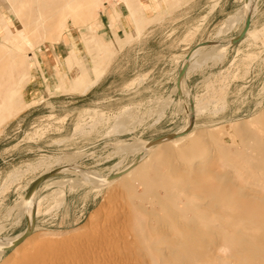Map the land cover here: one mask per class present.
Listing matches in <instances>:
<instances>
[{
	"label": "rangeland",
	"instance_id": "1",
	"mask_svg": "<svg viewBox=\"0 0 264 264\" xmlns=\"http://www.w3.org/2000/svg\"><path fill=\"white\" fill-rule=\"evenodd\" d=\"M245 4L0 0V240L28 228L24 196L68 157L87 177L103 181L55 174L39 184L23 243L38 237L44 244L17 254L2 250L0 264H17L33 252L40 256L36 264H240L234 243L260 246L264 0L251 1L246 35L226 45L220 59L186 62L197 45L215 43L206 52L235 39L244 19L218 32L228 17H241ZM139 144L145 147L140 153L123 152ZM224 173L234 179L229 175L226 184ZM68 180L79 185L65 184L59 192L47 186ZM96 235L118 245L99 248ZM179 236L214 244L189 253L169 248ZM153 239H166L156 252ZM132 251L134 261L124 257Z\"/></svg>",
	"mask_w": 264,
	"mask_h": 264
},
{
	"label": "bare ground",
	"instance_id": "2",
	"mask_svg": "<svg viewBox=\"0 0 264 264\" xmlns=\"http://www.w3.org/2000/svg\"><path fill=\"white\" fill-rule=\"evenodd\" d=\"M251 1L252 0H247V2H246V0H244V4H245V2H246V4H245V8H244V10L242 11V15H241V17H233V16H230V17H228L227 19H226V21H225V23H224V25L222 26V28L219 30V32H218V35H220V34H223V33H226V32H228V31H230L232 28H234L236 25H237V23H239V21L240 20H243V22H245V19L246 18H249L250 19V16H249V5H250V3H251ZM238 16H240L239 14H238ZM57 32V31H56ZM58 33H60V32H58ZM247 33V32H246ZM231 41H232V39H229L228 41H226V43L224 44V45H222V46H219V45H217L216 47H212V48H215V49H210L209 51H203V49L205 48V46H201L202 44H200V45H197V46H195L191 51H190V53L186 56V62H188L189 60H193L194 61V64H196L197 66H198V64L200 65L201 63H203L204 61H206V60H210V59H220L221 57H222V55H223V52H224V50H225V48H227V46L226 45H228V44H230L231 43ZM225 42V41H224ZM223 42V43H224ZM206 43H209V42H205V43H203V44H206ZM211 44V46H213L215 43H210ZM221 45V44H220ZM194 64H192V65H194ZM191 65V66H192ZM189 66V65H188ZM191 66H189L188 67V69H190V67ZM192 69V68H191ZM93 71H94V69H92ZM85 70H83V72L82 73H79L80 74V77H83V78H86V76L87 75H85V72H84ZM92 71V72H93ZM188 71V70H187ZM76 79V78H75ZM78 79V78H77ZM81 81H82V79H80ZM86 80V79H85ZM97 79H95L94 81H96ZM83 82V81H82ZM93 84H94V82H91L90 84H87V86H85V89L84 90H87V89H89V88H91L92 86H93ZM77 85H75V87H76ZM80 86V85H79ZM78 87V86H77ZM79 88V87H78ZM195 108V111H196V107H194ZM194 111H192V113H193ZM129 113V112H128ZM192 113H191V115H192ZM125 115V114H124ZM129 117V116H128ZM189 117V116H188ZM123 120H125V118L123 119ZM128 122V120H125V121H123V123H124V125L126 124V123ZM187 122V121H186ZM185 122V123H186ZM189 122V121H188ZM122 121H121V126H122ZM123 125V126H124ZM127 125V124H126ZM187 125H188V123H187ZM263 125H264V123H263ZM122 126V127H123ZM127 127V126H126ZM122 130V129H121ZM126 131V130H125ZM263 131H264V128H263ZM121 133H123V132H121ZM185 133V132H184ZM202 135V134H201ZM199 136L198 135V137H202V136ZM204 137V136H203ZM178 140V139H177ZM177 140H175V141H177ZM174 140H173V142H175ZM134 144V143H133ZM144 145V144H143ZM161 146H162V144H161ZM158 147V146H157ZM141 148H142V146L139 144V145H135V146H128V147H126L125 146V148L123 147L122 149H123V152H131V153H140V150H141ZM145 147H143L142 149H144ZM156 148V147H155ZM147 149V148H146ZM146 149H145V152H146ZM153 149V148H152ZM158 149V148H157ZM148 150V149H147ZM259 150V149H258ZM143 152H144V150H143ZM144 152V153H145ZM152 150L149 152V153H151L152 154ZM260 152V151H259ZM262 152H264V146L261 148V153ZM148 152H146V154H149ZM141 154H143V153H141ZM129 155H131V154H129ZM263 155H264V153H263ZM147 156V155H146ZM148 156H150V154L148 155ZM64 158V157H63ZM72 159V158H71ZM71 159H69V157H68V159H66V160H64L63 162H64V166L63 167H61V169H57V170H52L50 173H48V174H74V175H80L81 176V179H82V181H86V182H88V183H97L98 185H101V183L103 182H96V181H98L99 179H97V177H95L97 180H95V179H91V178H93V176H91V178H89V177H87V175H86V173L84 172V171H80V170H78V169H76L74 166H71L72 165V160ZM76 159V158H75ZM74 161V160H73ZM144 162H146V161H144ZM140 164V163H139ZM262 164V161H261V163H260V165ZM263 165H264V163L262 164V168H260L261 170L262 169H264L263 168ZM142 166V165H141ZM258 168V170H260ZM159 169V168H158ZM132 170V169H131ZM130 170V171H131ZM138 170H139V168H138ZM260 170V171H261ZM129 171V172H130ZM136 170L134 169V173H136L135 172ZM132 172H133V170L130 172V173H126L127 175L128 174H132ZM139 172V171H138ZM201 172V171H200ZM262 172H263V170H262ZM121 173V172H120ZM125 174V175H126ZM225 174V177L223 176L222 177V179H224L225 181H226V184H227V182L228 181H231V177H233V176H231L230 174V176L229 175H227L226 173H224ZM223 174V175H224ZM231 174H232V172H231ZM45 175V174H44ZM91 175V174H90ZM89 175V176H90ZM126 175V176H127ZM43 176V175H42ZM189 176V175H188ZM87 178V179H86ZM261 178H263V177H261ZM260 178V179H261ZM51 178H49V179H47V180H50ZM233 179H234V177H233ZM46 180V181H47ZM75 180V179H74ZM95 180V181H94ZM187 180V179H186ZM262 180V179H261ZM185 181V180H184ZM183 181V182H184ZM237 181V180H236ZM45 182V181H44ZM80 182V181H79ZM233 183H234V180L232 181ZM238 183V182H237ZM65 184H68L69 186L70 185H72V186H74V185H79V183H77V180L76 181H71V180H68V181H52V182H50V184H48L47 186H50V187H54V188H56L55 189V191H60V189L65 185ZM81 184V183H80ZM186 184V183H185ZM225 184V185H226ZM235 185V184H234ZM191 186V185H190ZM236 186V185H235ZM243 187V186H242ZM245 188V187H244ZM36 189V188H35ZM35 189H32L31 191H30V193H28L27 195H25L24 196V198H23V200H29V203H30V209H29V218H28V228L23 232V233H21L20 235H18V236H15L12 240H0V252H2V250H6V249H13V248H15V251H14V253L15 254H17V253H19V251H24V250H26V249H28L29 250V248H31V247H34V246H38V245H41V244H44L43 243V239L42 238H36V239H34L33 238V240L31 241H27V242H25V243H23L29 236H30V231H31V228H32V225H33V217H32V211H33V209H34V204H35V202H34V193H35ZM252 189V188H251ZM254 189V188H253ZM244 191H245V189H244ZM247 192V191H246ZM243 193H245V192H243ZM218 194V193H217ZM226 194V196H227V198H228V196H229V194H227V193H225ZM246 194V193H245ZM218 196V195H217ZM248 196H249V194H248ZM256 196V195H255ZM254 196V197H255ZM259 198V197H258ZM56 199H58V200H62V197H61V199H59V198H56ZM218 199V198H217ZM220 199V198H219ZM213 200H214V197H213ZM220 201V200H219ZM262 202L264 201V197H263V200H261ZM214 204H215V201H214ZM205 206V205H204ZM216 206V205H215ZM228 206H230V205H228ZM232 206V205H231ZM214 207V206H213ZM186 209V208H185ZM199 209H200V207H199ZM207 211V210H206ZM226 211V210H225ZM207 213V212H206ZM230 213V212H229ZM231 214V213H230ZM244 215H245V217L246 218H249V217H251V215H250V211L249 210H246L244 213H243ZM197 215V214H196ZM199 215V214H198ZM192 216V215H191ZM200 217V216H199ZM208 217V216H207ZM218 217V216H217ZM192 218V217H191ZM233 218V217H232ZM177 219V218H176ZM234 219V218H233ZM236 219V218H235ZM192 220H193V218H192ZM214 220V219H213ZM190 222V221H189ZM194 222V221H193ZM176 223V222H175ZM188 223V222H187ZM172 226H173V224H172ZM197 226V225H196ZM220 226V225H219ZM159 227H160V225H159ZM171 227V226H170ZM178 227V226H177ZM183 227V226H182ZM167 229H172V228H168V226L166 227ZM262 228H264V226L262 227ZM158 229V228H157ZM160 229V228H159ZM158 229V230H159ZM187 229V228H186ZM189 229V228H188ZM179 230H180V225H179ZM182 230H183V228H182ZM196 230V229H195ZM238 230V229H237ZM251 230V229H250ZM166 231V230H165ZM168 231V230H167ZM193 231L194 230H192V233H193ZM200 231V230H199ZM199 231H198V233H199ZM141 232V231H140ZM161 232H163V233H165L164 231H162L161 230ZM160 232V233H161ZM197 231H195V233H196ZM96 233V232H95ZM168 233V232H167ZM197 233V234H198ZM260 233H262V232H260ZM91 235V234H90ZM193 235V234H192ZM192 235H191V237H192ZM256 235V234H255ZM42 236V235H41ZM40 236V237H41ZM97 236V235H96ZM101 236V237H100ZM100 236H97V238L98 237H100V238H95L96 239V241L95 242H97L98 244H96V245H98L99 246V248H100V245H102V247H104L105 246V250H106V247H108V246H110V248H109V251H114V249L111 247V245H112V243L114 244V248H115V244L117 243V245H118V241L116 242V240L113 242V240L115 239H110V237L108 238V237H106V235H100ZM94 237V236H93ZM121 237H123V236H121ZM121 237H119L120 238V240L122 241V238ZM140 237H141V235H140ZM180 237V236H179ZM194 237V236H193ZM45 238V237H44ZM164 238V237H163ZM166 238V237H165ZM168 238V237H167ZM217 238V237H216ZM241 238V237H240ZM243 238V237H242ZM22 239V240H21ZM94 239V240H95ZM124 239V238H123ZM19 240H21V242H19ZM166 239H162V240H159V239H153V241H152V243L150 244V245H152V249L154 248V252H156V251H158L157 249H158V247L156 248V246L158 245V244H160V243H163V245H164V241H165ZM99 241V242H98ZM126 241V240H125ZM192 240H191V238L190 237H183V238H181L180 237V239L179 240H176V241H174V243H172V242H168V240H167V242H168V244H169V248H171L172 246H176V247H179V248H182V247H185L186 249H184V251H186L187 253H189L190 251H195V250H200V249H203L204 247L206 248V247H209L210 248V243H213L214 244V240L213 239H211V240H208V241H205V239H204V241L205 242H199V243H196V244H192V242H191ZM258 244H260V246H258V247H254V248H249V247H247L245 244V241L244 240H241V241H239V242H237V243H234L233 245H232V250H231V252H232V255H233V257H235L239 262H240V264H260V263H262V264H264V233L262 234V235H260L259 237H258ZM45 242V241H44ZM91 242V241H90ZM116 242V243H115ZM120 242V241H119ZM122 242H124V240L122 241ZM129 242V241H128ZM22 243V245H20ZM46 243V242H45ZM99 243H101L100 245H99ZM108 244V246L106 245V244ZM125 243V242H124ZM134 243V242H133ZM91 244V243H90ZM103 244H104V246H103ZM156 244V245H155ZM209 244V245H208ZM18 245H20L19 247H17ZM94 245H95V243H94ZM129 245V244H128ZM131 245V244H130ZM155 245V246H154ZM208 245V246H207ZM43 247L45 246V245H42ZM154 246V247H153ZM212 246V245H211ZM250 246V245H249ZM101 247V248H102ZM130 247V246H129ZM148 247V246H147ZM42 248V247H41ZM121 248H122V246H121ZM131 248V247H130ZM150 248V250H151V247L149 246L146 250L148 251V249ZM165 248H167V246L165 247ZM136 249V248H135ZM164 249V248H163ZM168 249V248H167ZM175 249V248H174ZM27 250V251H28ZM122 250V249H121ZM176 250V249H175ZM219 250V249H218ZM115 251H116V249H115ZM119 251V250H118ZM123 251V250H122ZM120 251L121 253H123V252H125V251ZM131 251V250H130ZM129 251V252H130ZM146 251V252H147ZM169 251V250H168ZM177 252H178V250H177ZM242 253L243 254H247V255H242ZM24 254V253H23ZM117 254H118V252H117ZM120 254V253H119ZM182 254V253H181ZM262 254H263V256H262ZM138 255V253L136 254L135 252H131V253H124V257L125 258H127V259H134V260H136V256ZM231 255V256H232ZM14 256V255H13ZM144 256V255H143ZM18 257V256H17ZM115 257V256H114ZM118 257H119V255H118ZM145 257V256H144ZM169 257V256H168ZM171 257V256H170ZM88 258V257H87ZM108 258H109V256H108ZM107 258V259H108ZM89 259H90V257H89ZM88 259V260H89ZM93 259V258H92ZM119 259H123V256H122V258H120L119 257ZM160 259V258H159ZM235 259V260H236ZM94 260H96V259H94ZM133 260V261H134ZM151 260L152 261H154V258H152V256H151ZM6 261V260H5ZM38 261H40V256H39V254L37 253V252H33V253H30L29 255H23L21 258H20V261L17 263V264H36V263H38ZM191 261H193V260H191ZM96 262V261H95ZM98 262V261H97ZM107 262H109V260H107ZM126 262V261H125ZM138 263V262H137ZM195 263V262H194ZM96 264V263H95ZM105 264H106V262H105ZM108 264V263H107ZM171 264V263H170Z\"/></svg>",
	"mask_w": 264,
	"mask_h": 264
},
{
	"label": "water",
	"instance_id": "3",
	"mask_svg": "<svg viewBox=\"0 0 264 264\" xmlns=\"http://www.w3.org/2000/svg\"><path fill=\"white\" fill-rule=\"evenodd\" d=\"M249 22H250V19L249 18H246L245 19V22H244V26H243V29L242 31L240 32V34L231 41V44H236L238 42H240L244 36L246 35V32L248 31V28H249ZM211 44L210 43H206V44H202L201 46H210ZM187 59V58H186ZM54 174H45L43 176H40L38 177L30 186L28 193H30V191L32 189H35L39 184H41L42 182L46 181L47 179L51 178ZM26 194V195H27ZM22 240V239H21ZM21 240H19V242H21Z\"/></svg>",
	"mask_w": 264,
	"mask_h": 264
},
{
	"label": "crops",
	"instance_id": "4",
	"mask_svg": "<svg viewBox=\"0 0 264 264\" xmlns=\"http://www.w3.org/2000/svg\"><path fill=\"white\" fill-rule=\"evenodd\" d=\"M150 14H151V13H150ZM150 14H149V15H150ZM152 14H153V13H152ZM0 15H3V14H1V12H0ZM150 16H152V15H150ZM150 16H146V17H144V19H145V20H151L152 17H150ZM46 62H47V61H46ZM22 110H23V109H22Z\"/></svg>",
	"mask_w": 264,
	"mask_h": 264
}]
</instances>
